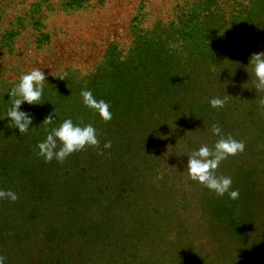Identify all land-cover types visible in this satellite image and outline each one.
Returning <instances> with one entry per match:
<instances>
[{
    "label": "rangeland",
    "instance_id": "374dc122",
    "mask_svg": "<svg viewBox=\"0 0 264 264\" xmlns=\"http://www.w3.org/2000/svg\"><path fill=\"white\" fill-rule=\"evenodd\" d=\"M262 1L0 0V129L6 125V113L15 99L10 98L8 92L19 83L23 74L34 69L44 70L48 80L44 84L41 104L22 105V110L33 118L43 120L46 106H52L61 119L69 111L80 110L77 103L83 109L81 93L84 90H91L93 95L109 94L111 99L117 96L122 100V108L126 104L119 113L121 119L138 118L146 98L151 93L157 95L163 84L161 80L170 74L151 61L156 60L168 70L170 60L178 52L196 51L194 55L198 56L203 53L197 51L198 39L207 40L206 34L212 37L218 31L225 35L229 29L234 31V42L243 40L245 34L248 37L243 40L246 44L263 41L264 13L259 12ZM202 31H205L204 35ZM259 44L260 48L262 44ZM183 76L181 72L171 83L182 82ZM119 81L137 84L131 92V85H128L129 89L125 91L129 92L125 96L123 90L118 89ZM138 89L139 101L134 102L130 97L138 94ZM63 104H69L65 113L61 110ZM96 115L100 117L98 113ZM170 135L165 133L160 139L154 163L157 176L149 177L148 184L158 181L168 171L170 182L176 180L169 187L172 191L170 195L167 192L166 199L153 202L152 215L170 222L171 230L156 237L158 240L154 245L146 238L139 240L137 248L125 250L116 264H122V260L124 264H264V156L258 157L259 151H248L246 156L250 155V158L232 159L226 164L224 169L233 168L235 162L236 169L253 171L254 177L246 184L241 206L230 204L218 209V227L214 223L216 215L209 216V220L206 215L212 191L189 178L185 142L181 141L179 145L180 142ZM5 136L0 130V146L6 142L4 147L14 149ZM36 151L37 148L28 154ZM20 162L19 159V168ZM28 162L38 166L43 173V157L29 158ZM182 169L184 172L175 177L174 173ZM224 169L221 172L226 171ZM227 173L216 170L217 176H228ZM24 182L27 181L23 179L18 183ZM36 182L17 185L25 186L27 190L34 188L36 192L31 195L41 198L43 189ZM162 194L153 191L155 197ZM27 200L22 196L14 203L7 200L9 212H3L2 216H7V221H13L18 229L30 231L29 235H32L35 227L43 230V198L29 199L26 207ZM224 211H231V214H223ZM220 216L227 217L223 220ZM230 216L236 219L229 221ZM26 220L29 222L25 223ZM207 224L211 226L208 228ZM111 252L106 250L102 254L93 250L96 256L90 264H110L114 261L110 259Z\"/></svg>",
    "mask_w": 264,
    "mask_h": 264
},
{
    "label": "trees",
    "instance_id": "16d2710c",
    "mask_svg": "<svg viewBox=\"0 0 264 264\" xmlns=\"http://www.w3.org/2000/svg\"><path fill=\"white\" fill-rule=\"evenodd\" d=\"M262 3L259 12L264 13V1ZM201 33L204 35L205 31ZM224 33L218 31L212 37L206 34L207 40L198 39L197 51H203L198 56L194 55L196 51L178 52L169 62V71L156 60L151 61L170 74L161 80L163 84L158 94L151 93L146 98V103L138 111V118L121 119L119 113L123 112L126 104L122 108V100L117 96L111 99L109 94L101 96L102 93H95V98L110 104L112 119L108 122L97 118V112L93 109L86 106L81 109L79 103L77 106L80 110L69 111L62 119L58 112L52 110V106L44 107L43 120L54 114L52 123L45 124L42 119L33 118V125L27 133H19L9 120L6 121L0 130L14 149L4 147L6 142L0 146V186L28 199L24 204L26 207L29 199L36 201L43 198V230L35 227L32 235H29L30 231L26 233L18 229L13 221H7V216L2 214L9 212V203L7 199L2 200L0 250L3 251L0 256L8 261L5 264H90L96 256L93 250L102 254L112 250L110 259L114 261L110 264H116L125 250L137 248L139 240L146 238L150 245H154L158 240L156 237L168 234L171 224L152 215L153 202L166 199L167 192L170 195L172 191L169 187L176 180L170 182L168 171L158 181L148 184L149 177L157 176L154 163L160 139L165 133H170V137L180 142L179 145L181 141L185 142L188 154L201 145L214 146L220 139L211 132L214 124L222 127L225 137L243 141L245 150L237 156H229L218 168L220 173L228 172L227 175L232 178V188L238 190L239 197L230 199L227 194L220 197L212 191L207 201V219L216 215L214 223L218 226L219 208L244 203L240 199L247 191L246 184L253 181L254 172L236 169L235 162L233 168H224L232 159L250 158V155L246 156L248 151H259L257 156H264V148L261 149L264 145V91H256L254 67L249 63L253 51L264 50V40L246 44L248 37L245 34L242 36L245 41L240 39L234 42V31L229 29ZM258 44H262L260 48ZM181 72L184 73L182 82L171 83L173 78L178 79ZM132 81L128 84L119 81L118 89L123 90L125 96L137 84ZM128 85H131L130 90L125 91L129 89ZM139 92L138 89V94L130 97L134 102L139 101ZM216 97L226 99L223 108L211 107L210 100ZM68 106L63 104L62 112L65 113ZM66 119H72L75 124H93L100 145L75 152L63 162L55 159L46 162L43 158L41 173L38 166L28 162L29 158H39L38 151L28 153L45 140L52 128L59 127ZM108 142H111V148L106 149L104 144ZM4 148L7 150L4 151ZM24 158L27 159L23 161ZM223 169L226 171L221 172ZM182 172L184 169L177 170L175 177ZM23 179L27 182L18 183ZM35 181L43 189L41 198L31 195L36 192L34 188L27 190L25 186L17 185ZM155 190L163 194L155 197ZM222 213L231 214V211ZM226 217L220 216L223 220ZM235 219L230 216L229 221ZM28 222L26 220L25 223ZM207 226L209 228L211 224Z\"/></svg>",
    "mask_w": 264,
    "mask_h": 264
},
{
    "label": "clouds",
    "instance_id": "9594fccd",
    "mask_svg": "<svg viewBox=\"0 0 264 264\" xmlns=\"http://www.w3.org/2000/svg\"><path fill=\"white\" fill-rule=\"evenodd\" d=\"M249 63L254 67L256 91H264V51L253 53ZM46 80H48V74L44 70L34 69L23 74L19 83L8 92V96L15 99L5 117L21 134L27 133L33 125V116L23 111L22 105L41 104ZM81 95L84 105L97 112L103 121L108 122L112 119L110 104L107 101L95 98L91 90H84ZM225 103L226 99L219 97L210 100L213 108H223ZM53 118L54 114L49 115L43 122L51 124ZM211 132L220 139L211 148L206 144L201 145L199 149L187 155V174L191 180L202 184L208 190L215 192L217 196L224 197L227 194L230 199H237L239 192L232 188V178L217 176L216 170L229 156L242 153L245 150V144L230 136L225 137L219 125H212ZM99 145L97 130L93 124H75L72 119H66L59 127L52 128L45 140L37 144V154L46 162H51L53 159L63 162L75 152L83 151L87 147H99ZM104 148H111V142L105 143ZM5 199L14 203L19 196L15 191L0 189V200ZM0 264H5V257L0 256Z\"/></svg>",
    "mask_w": 264,
    "mask_h": 264
}]
</instances>
